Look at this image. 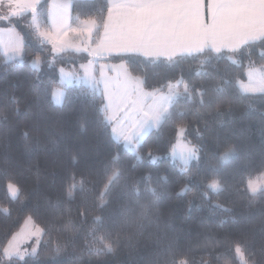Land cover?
Here are the masks:
<instances>
[{"label": "trees", "instance_id": "obj_1", "mask_svg": "<svg viewBox=\"0 0 264 264\" xmlns=\"http://www.w3.org/2000/svg\"><path fill=\"white\" fill-rule=\"evenodd\" d=\"M71 2L74 5L72 21L76 22L96 18L106 0ZM38 9V20L46 23L47 0H42ZM28 19L26 14L11 17L9 21L0 20V26H12L21 35L24 53L22 61L5 60L0 50V264H89L90 261L91 264L98 261L101 264H150L156 252L172 237L179 241L176 259L187 258L190 264H240L235 244L240 241L243 247V234L264 218V193L252 197L246 191L249 179L264 180V94L244 93L238 82L244 78L249 61L253 65H264L261 55L264 45L258 43L245 50V54H237L235 63L227 59V53L214 58L203 66L209 75L196 74L199 58H183L175 64L133 53L108 58L122 61L133 76H146L145 89L149 91L166 85L168 80L175 82L181 75L186 82L197 85L203 82L209 89L220 77L228 81L226 87L234 102L230 112L226 111V105L221 106L225 112L222 117L214 112L208 115L206 110H201L205 114L196 116V106L187 105L184 100L176 105L178 111L187 114L177 118L175 123H187V138L202 147L201 159L192 161L189 171L182 173L181 164L165 156L176 137L174 122H166L159 131L153 129L139 149L144 159L136 160L114 139L111 123H101L98 109L104 100L94 89L84 84L64 85L70 90L69 98L63 106L55 105L50 90L46 91L43 84L52 81L53 87H59L57 67L76 66L88 56L74 51L54 55ZM37 56H42L44 61L38 71L30 64ZM196 129L202 133L200 137ZM25 131L29 133L27 140L23 135ZM33 137H39L48 150L29 153L26 144L32 142ZM150 147L153 155L160 156L155 162L146 155ZM228 148H234L235 153L221 162L218 157ZM117 153L130 179L115 185L104 197L107 206L100 209L97 205L105 182L104 164ZM210 165H216L219 171H211ZM73 172L77 180L86 177V183L84 191L75 192V200L68 201L66 189L72 183ZM216 176L223 178L227 192L214 194L204 187L208 179ZM188 177L192 178L190 182ZM9 179L21 188L18 199H10L8 195ZM186 182L188 191L178 196L177 192ZM132 183L140 189L139 197L135 194L130 197L131 207L137 211L140 203L152 199L145 191L147 187L161 193L151 219L143 223L132 244L125 242L112 254L89 256L84 250L86 240L100 248L107 242L94 240L102 229L93 235L87 234L88 229L94 227L92 218L100 215L107 218L121 205L129 203L123 193ZM205 191H209L210 199L202 195ZM56 201L61 202L62 208L71 209L74 226L70 230L63 228L66 217L59 218L53 207ZM214 202L224 204L231 211L214 207ZM5 208L9 211H3ZM81 211L85 216L80 215ZM27 217L45 229L36 252L23 259H3L4 247ZM57 244L62 248L59 253L55 251ZM253 247L258 249L259 244L248 245L246 255ZM256 259L264 264V255L259 251Z\"/></svg>", "mask_w": 264, "mask_h": 264}, {"label": "snow or ice", "instance_id": "obj_2", "mask_svg": "<svg viewBox=\"0 0 264 264\" xmlns=\"http://www.w3.org/2000/svg\"><path fill=\"white\" fill-rule=\"evenodd\" d=\"M0 4H4V0H0ZM39 4L40 0H7L6 6L10 10L9 14L0 16V20L9 21L11 16L22 15L31 9L36 31L41 38L47 39L52 44L53 53L63 52L67 48L74 47L68 41L72 34L79 36L87 33L89 45L83 49L76 47L77 52L82 50L88 52L90 56L102 55L105 51L117 54L139 53L150 60L163 58L169 64H175L183 58L194 60L199 58L200 67L197 68L196 74L209 75L203 66L206 63H211L214 58H219L227 53V59L235 63L234 57L237 54H245V50L255 44L264 45V0H106L105 4L101 5L96 18L85 20L84 27L76 28L66 24V18L70 15L67 10L74 6L71 0H67V3L57 6L54 22L55 33L51 30L40 31L36 22ZM105 8L106 15L104 14ZM101 27L103 32L99 43L90 51L92 32L93 30L99 32ZM4 31V29H0V34H3ZM23 54L22 40L15 46H6L4 51L5 57L12 60L22 59ZM247 54L250 55V52ZM261 55L264 56V51L261 52ZM43 62V57L37 56L31 61V64L38 71ZM252 64L253 62L249 61V67ZM80 67L84 69L83 77L78 74V70L66 71L61 67L58 69L59 87H53L52 81L43 84L46 91L50 90L52 102L55 105L63 106L68 100L70 90L64 87L66 83L83 79L90 86L96 87L88 67L86 65ZM121 67L124 66L121 65ZM261 71L264 72V68ZM249 76L252 77L253 72H250ZM37 81H39V77H37ZM227 83L225 78L220 77L219 82L209 89L203 82L199 85L194 82L188 83L181 75L175 82L168 80L166 85L161 84L151 91H146L147 77H133L125 69L124 81L118 87L122 89L124 97L123 111L131 123L120 131L118 141L135 156L136 160H142L144 156L140 154L139 149L152 130L159 131L166 122H174L176 140L181 147L177 153L176 145H173L171 154L173 158L178 157L181 164L180 172H188L190 163L201 159L202 147L187 139V123H175L177 118L187 114L185 111H178L176 105L184 100L187 105L196 106L194 113L196 116L205 114L201 110H206L208 115H212L214 112L215 115L222 117L225 112L221 110V106L226 105V111L230 112L234 102V97L229 94L226 87ZM181 84H183L182 90L180 89ZM109 88L110 85L106 84L104 100L108 102L102 103L98 109L101 114V123L105 125L112 122L110 116L104 115L109 111L111 105ZM257 91L264 94V78L260 80L259 87L253 86L245 89L246 93H256ZM111 132L113 136H116L117 128L113 126ZM23 135L27 140L29 133L25 131ZM196 135L197 137L202 135L199 129H196ZM50 142L55 143L54 141ZM26 150L29 153H34L41 150L47 151L48 148L46 144H41L39 137H33L32 142L26 144ZM234 153V148H228L220 154L218 159L223 161ZM146 155L152 162L160 159L153 155L151 147ZM73 162L75 163V157ZM210 169L213 172L219 171L216 165H210ZM104 176L105 182L99 191L100 203L97 205L100 209L107 206L108 202L104 197L110 193L112 188L121 181L130 179L119 153L105 161ZM70 178L72 183L66 189V199L73 201L75 192L84 191L86 177L81 176L77 180L76 174L73 172ZM191 179L188 177L189 182ZM204 187L214 194L227 192V186L223 182V178L219 176L208 179L204 183ZM188 188L189 183L186 182L179 189L177 195L185 194ZM6 189L10 199L19 198L21 188L13 180H8ZM145 191L151 194L152 199L147 203H140L138 211L131 207L130 197L132 194L139 197L140 189L136 183H132L126 186V191L123 193L125 197L129 198V203L121 205L107 218L103 215L92 218L94 227L89 228L87 234L93 235L102 229L101 235L94 236V240L102 242L106 240L107 242L103 243V247L100 248L86 240L84 250L89 256L112 254L123 243L132 244L139 229L143 227V223L151 219L161 196V193L150 186ZM209 191L202 193L205 199H210ZM246 191L252 197L264 193V180L249 179ZM189 203L191 204L193 201H189ZM213 206L224 211H231L219 202H214ZM53 207L57 210L59 218L66 217L63 223L64 230H70L74 226V221L70 217L71 209L62 208L60 201H56ZM3 211L8 212L9 209L5 208ZM80 215L83 217L85 213L81 211ZM28 219L30 220L31 217ZM44 231L45 229L36 227L37 234L42 235ZM242 239L243 247L240 241L235 244V253L240 259V264H261L256 259V252L259 251L264 255V218L259 221L258 226L253 225L248 233L243 234ZM178 244V238L168 239L163 248L156 252L155 259L150 264H190L187 258H175ZM256 244H259V248L253 247L251 253L246 255L247 246ZM35 251L33 249V253ZM55 251L57 253L62 251L59 244ZM4 254L8 257L24 258L19 246L14 243L5 247ZM97 264H101V262L98 261Z\"/></svg>", "mask_w": 264, "mask_h": 264}, {"label": "rangeland", "instance_id": "obj_3", "mask_svg": "<svg viewBox=\"0 0 264 264\" xmlns=\"http://www.w3.org/2000/svg\"><path fill=\"white\" fill-rule=\"evenodd\" d=\"M41 1L42 0H40V2ZM61 3H67V0H47L46 23L40 22L38 20V18L36 17V22L39 25L40 31H50L51 30L53 33L56 32V28L54 26L55 16L57 13V6ZM6 4H7V0H4V4H0V16H3L5 14H9L10 10L7 8ZM67 11L70 12V15H68L66 18V24L67 25H70L72 28L84 27L83 22L85 20H78L76 22H73L71 9L67 10ZM26 14L29 15L28 20L31 22V25L35 29V26L33 24V16H32L31 9H29L26 13H24L22 15H16V16H11V17H21V16L26 15ZM86 20H89V19H86ZM0 29L5 30L3 32V34H0V50H1L5 60H12V59H8L4 55V51L6 49V46L17 45L22 40V37L12 26H7V27L0 26ZM9 29H11V31H8ZM94 32H95V30H93L92 36H91V47L89 49L90 51H91V49H94L96 47L97 43H99L100 36L102 35L103 29H101L100 33L97 36L94 35ZM36 33H37V31H36ZM37 35H38V33H37ZM39 38L42 42H44L50 46L51 52L53 53L52 44L49 43L47 39L41 38L40 36H39ZM68 41L70 44L74 45V47L67 48L65 51L77 52L75 50L76 47L83 49L84 47H87L89 45V38H88L87 33H85L83 35H79V36H77L76 34H72L68 38ZM79 52H84V51L81 50ZM60 53L61 52L57 51L53 54L58 55ZM84 53H86L88 58L85 61L79 62L76 66L75 65L58 66L56 69L58 79H59V75H60L58 69H60L61 67H63L66 71L73 70V69L78 70V74L81 77H83L84 76V69H82L80 66L86 65L88 67L89 73L91 74V76H92V78L96 84V87L90 86L83 79L79 80V81L73 80L71 83H66L65 85L84 84V85L89 86L90 88L94 89L99 94H101L103 96V100H104V96H105V85L106 84L110 85L108 94L111 97V105H110L109 111L106 113V116H110L112 118V122H110L111 127L115 126L117 128L116 136H113V134H112V136L114 137V139L118 140L120 131H122L123 128H126L131 123V120L127 117V114L123 111L125 105L122 101H123L124 97H123L122 89L120 87H118V85H121L124 81L125 69H127V67L125 66V64L122 61H118V62L111 61L108 58L111 56H114V55H125V54H131V53L117 54L114 52L108 53L105 51L102 55H91V56L88 54V52H84ZM133 54H139V53H133ZM139 55H141V54H139ZM141 56H143V55H141ZM234 59H235V57H234ZM14 60L22 61V59H20V58H17ZM30 64H31V62H30ZM121 65H123L124 67L122 68ZM262 68H264V65H253L252 64L251 67H249V66L247 67V69L244 72V78L238 82L239 89L242 92L246 93L245 89L249 88V87H253V86L259 87L260 80L262 78H264V72L261 71ZM250 72H253L252 77L249 76ZM133 77H136V76H133ZM146 91H149V90H146ZM256 93H260V92L257 91ZM107 102L108 101L104 100L103 103H107ZM173 145H176L177 153L180 151L181 145H180V143L177 142L176 137H175V139L170 144L168 152L165 154V156L168 157V159L171 161H178L180 163L178 157L173 158V156L171 154ZM154 156H156V155H154ZM230 156H232V154L229 155L227 157V159ZM158 157H160V156H158ZM227 159H225V160H227ZM225 160H223V161H225ZM223 161H221V162H223ZM255 180H257V179H255ZM261 180H263V179H261ZM28 218L29 217L25 218L22 221L20 227L17 229V231H15L12 234V236L10 237V239L8 240V242L5 246V247H7L10 243H14V244L18 245L20 250H21V255H23V257H25L27 255L34 254L33 249L37 250V248L39 246L40 238H41V234L36 233L37 225L33 222L32 219L29 220ZM5 247H4V249H5ZM2 258L5 260L10 259V258L21 259L19 256H13V257L6 256L4 254V250H3Z\"/></svg>", "mask_w": 264, "mask_h": 264}, {"label": "crops", "instance_id": "obj_4", "mask_svg": "<svg viewBox=\"0 0 264 264\" xmlns=\"http://www.w3.org/2000/svg\"><path fill=\"white\" fill-rule=\"evenodd\" d=\"M129 120V119H128Z\"/></svg>", "mask_w": 264, "mask_h": 264}]
</instances>
